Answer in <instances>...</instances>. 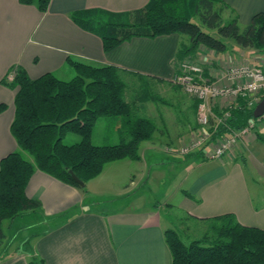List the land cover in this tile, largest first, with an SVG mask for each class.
<instances>
[{
	"label": "crops",
	"instance_id": "crops-1",
	"mask_svg": "<svg viewBox=\"0 0 264 264\" xmlns=\"http://www.w3.org/2000/svg\"><path fill=\"white\" fill-rule=\"evenodd\" d=\"M147 2L50 0L47 10L41 13L18 0H0V103L5 105L0 112V159L17 149L10 133L14 91L1 83L12 67L23 69L29 78L47 72L66 74L70 58L113 65L156 84L172 80L179 35L135 37L104 51L98 36L71 20L74 12L86 9L125 15ZM223 2L229 8L227 15L235 13L241 26L248 24L253 15L264 13V0ZM224 42V52L200 46L187 56L199 60L204 76L219 86L228 84L223 78L227 68L260 64L264 54L255 48H242L232 40ZM229 101L216 99L213 113L226 109ZM172 103L181 116L170 118L166 134L158 130L150 141L139 143L138 148L147 144L142 148L148 154H139L138 150L136 161L123 159L105 164L96 177L84 184V190L35 171L25 194L40 202L41 221L31 225L32 232L20 240L18 232L23 231L24 224L15 225L16 219L3 223L6 237L0 249V264H29L33 258L42 264H170L163 232L170 227L171 218L161 215L164 207L179 210L193 220L233 213L240 224L264 229V141L256 137L260 134L264 139V116L255 120L254 127L233 146L237 147V160L198 156L182 159L179 152L167 150L169 145L164 141L173 148L182 144L179 139L195 125V105L190 97L173 99ZM170 134L174 137L166 140ZM167 156L176 162L170 174L162 167ZM136 163L139 166L134 170ZM125 174L129 176L127 184L123 182ZM143 195L160 198L156 204H149ZM94 200L111 201L113 207L101 210ZM12 225L15 227L8 229Z\"/></svg>",
	"mask_w": 264,
	"mask_h": 264
},
{
	"label": "trees",
	"instance_id": "trees-1",
	"mask_svg": "<svg viewBox=\"0 0 264 264\" xmlns=\"http://www.w3.org/2000/svg\"><path fill=\"white\" fill-rule=\"evenodd\" d=\"M49 1L18 0L22 5H33L41 13L47 10ZM228 9L223 0H148L144 7L125 15L86 9L74 12L71 20L98 36L104 51L135 37L177 34L180 37L175 55L177 63L200 46L224 52L227 50L224 40H232L242 48L264 51V13L253 15L248 24L241 26L235 13L224 18ZM67 63L66 74L73 72L68 80L52 72L29 78L18 67L7 72L14 73L12 81L6 80L7 74L1 80L14 91L10 133L17 149L0 159V249L6 237L5 221L24 219L27 224L31 219L38 224L41 221L40 202L25 194L26 184L35 171L84 190V184L96 177L105 164L138 160L139 143L150 141L157 130L164 129L161 116L162 124L156 127L151 118L140 112L142 109L144 113L146 103L155 107L164 103L150 79L113 65L70 58ZM178 73L176 66L175 75ZM138 85L143 86V91L135 90ZM190 97L194 100L196 126L197 100ZM263 97L264 94L260 99ZM254 106H247L240 98L235 106L215 111L218 117L226 110L229 115L217 126L210 141L229 136L263 117H254ZM4 108L0 103V112ZM99 119L116 120L121 137L118 143L91 142L93 127ZM195 126L188 133L190 137L196 127L199 129ZM68 134L78 136V140L65 143ZM256 137L264 141L260 134ZM204 151L202 146L181 158H205ZM70 173L82 186L73 181ZM194 220L204 223L206 230L187 242L175 229L164 230L170 264H264V229L240 224L233 213ZM29 264H42V261L33 258Z\"/></svg>",
	"mask_w": 264,
	"mask_h": 264
},
{
	"label": "built area",
	"instance_id": "built-area-1",
	"mask_svg": "<svg viewBox=\"0 0 264 264\" xmlns=\"http://www.w3.org/2000/svg\"><path fill=\"white\" fill-rule=\"evenodd\" d=\"M189 58H185L178 67L179 73L172 81L180 86L186 94L197 100L196 123L199 131L203 132L200 140L193 143L188 148H200L204 146V157L207 159H218L232 149V147L254 127L255 120L240 131L233 132L229 136L220 138L221 144L213 148L210 137L216 131L218 125L228 117L227 110L218 117L212 111V104L218 98L229 99L226 109L237 104L238 99L246 101L247 106L255 105L264 94V54L261 56V63L257 65H237L227 68L223 73V78L228 82L219 86L204 76L201 65L188 63ZM14 73L6 75L7 81L13 80ZM191 145V144H190ZM188 148H183L182 152H187Z\"/></svg>",
	"mask_w": 264,
	"mask_h": 264
},
{
	"label": "rangeland",
	"instance_id": "rangeland-1",
	"mask_svg": "<svg viewBox=\"0 0 264 264\" xmlns=\"http://www.w3.org/2000/svg\"><path fill=\"white\" fill-rule=\"evenodd\" d=\"M227 16H228L227 12H225L224 18H226ZM183 60H181V61H179V63H177V67H179V64ZM187 62L188 63H196V64L201 65L199 60H196L193 58H189V60H187ZM56 76L63 79V80H68L73 76V72L72 73L69 72V74L57 73ZM129 81H131V80H129ZM141 84L144 85L143 83H140V85ZM140 85H138L136 87L137 89L135 88L136 91L138 89L140 91H143L144 88H143V86H140ZM153 89H155V91L159 95V97L163 99L164 103L163 104L158 103V104H156L157 105L156 107L154 105L151 106L148 103H146L144 105V108H145L144 113H143L142 109L140 110V112H141V114H145L149 118H151L153 120V122L155 123L156 127H160L162 124L160 119H159V117L161 116V118H163L162 122L164 124L163 125L164 129L159 130V132L166 134L165 129L170 130V128H169L170 127V122H169L170 118L172 116L174 118L176 116H179V115L181 116V113L179 112L178 109H176L177 107L174 103H172V100L175 99L177 101H182V99L185 100L186 98H188L190 96H188V94H186L185 91L180 86L174 84L172 80L167 82V83L164 82L162 84L154 83ZM133 94H134V91H133ZM152 94L154 95V92H152ZM196 126H197V124H196ZM117 128H118V125H117L116 120H105V119L97 120V122L95 123L93 130H92L91 142L93 144H102V142H104L105 144L118 143L121 140V137H120V134L117 132ZM202 133L203 132L199 131V129H197V127H196V129H194V131L192 132L191 137L189 135H187L186 137L181 136L182 138L179 140H182L181 141L182 144L180 146H178L177 148H173V145L169 144V141L168 142L164 141V143H166V145H169L167 147V150L168 149H172L173 151L175 150V151L179 152V155L182 156V155H185L186 153H191V152L197 151L199 149V148L190 149L188 147L192 146L193 143H195L197 140H200ZM163 137H166V135H164ZM173 137L174 136L170 134L169 139L167 138L166 140H171ZM179 138H180V136H179ZM219 139H216L212 142V146H214L213 148H215L221 144V141ZM76 140H78V136L72 135V134H68L64 138L65 143H70V142L76 141ZM145 144L146 143L144 142V143H142V145H140L141 147L139 146L140 147V148H138V150L140 152L139 154H142L143 152H144L143 154H148V151H145V148L144 149L142 148V147H145L144 146ZM183 148H188V151L182 152ZM235 148H237V147H235ZM235 148L232 147V149L229 150L227 153H225L222 157H224V158H231V157L235 158L236 157V160H237L238 158L236 155ZM204 153H205V151H204ZM167 157H169V158L166 161H164V164L162 167L164 168L166 174H170V172L174 171L176 162L172 161L170 156H167ZM171 157H173V156H171ZM175 158L179 159L180 157H175ZM137 166H139L138 163H136L134 170H135V168H137ZM128 177L129 176L127 174H125L124 181H123L124 184L128 183ZM249 179H251V178L249 177ZM133 180L135 183L138 182L137 178H134ZM125 187H128V186L125 185ZM169 192H170V190H169ZM116 196H119V195H116ZM143 197L146 199V201L149 204H156V202L160 198V195H143ZM116 198H118V197H116ZM113 203H118V205L121 204L120 201H114ZM96 206L101 210H106V209L110 210V208L113 207V205L111 204V201H108V202H103V201L99 202L98 201ZM161 215L163 217L167 216V215L170 216L171 223H170L169 228L175 229L177 232H179V234H180V236L184 242H187L190 239L198 238L206 230V226L204 223L188 218L187 215L183 214L179 210L178 211L175 209L170 210V209L164 207L161 209ZM21 220H22V222H21ZM24 222H26V221H24V219H16V222L14 224L15 225L21 224V226H22V224H24ZM32 222H34L33 219H31L29 224H27V222H26V226L24 227V229H22L23 231L18 232L20 234L18 237L19 240H20V237H23L25 235V233L27 235H29L30 232H32V228H30V226L32 225ZM7 223L8 222L5 223L4 229H6L5 226ZM15 225H12V227H10L8 229L12 230V228L15 227ZM34 225H38V223L34 222Z\"/></svg>",
	"mask_w": 264,
	"mask_h": 264
},
{
	"label": "water",
	"instance_id": "water-1",
	"mask_svg": "<svg viewBox=\"0 0 264 264\" xmlns=\"http://www.w3.org/2000/svg\"><path fill=\"white\" fill-rule=\"evenodd\" d=\"M253 115L254 117H260L262 115H264V97L261 98L254 106V109H253ZM71 175V178L73 179V181L79 185V186H82V182L77 179V177H75V175H73L72 173H70Z\"/></svg>",
	"mask_w": 264,
	"mask_h": 264
}]
</instances>
